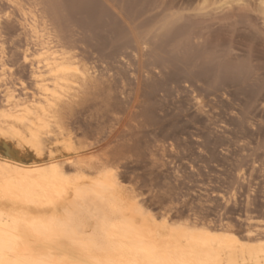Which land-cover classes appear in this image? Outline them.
Returning <instances> with one entry per match:
<instances>
[{
	"label": "bare ground",
	"instance_id": "obj_1",
	"mask_svg": "<svg viewBox=\"0 0 264 264\" xmlns=\"http://www.w3.org/2000/svg\"><path fill=\"white\" fill-rule=\"evenodd\" d=\"M78 1L87 8L90 20L97 19V27L103 28L99 32L103 31L108 23L104 15L94 13L88 0ZM199 1L201 12L209 8H228L233 3L245 4V0ZM7 3L21 17L19 26L25 32L23 39H26L23 61L29 69L31 83L26 85L21 82L19 89L16 83L13 84V75L2 73L0 76V264H264V228H259L257 221V226L245 225L247 228L242 232L225 223L216 226L196 217L193 220L191 213L192 220L185 217L183 222L175 221L177 218H172L171 211L165 209V212L157 214L146 206L142 190V194L138 192L141 182L135 188L131 185L133 182L126 183L120 176L122 173H119V169L127 155L123 154V150L130 142V138L126 139L130 137L126 134L130 130V121L135 116L137 121L140 119L137 117L138 111L151 101L155 92L160 91L158 76L164 77L161 70L150 82V73L146 72L145 87L142 88L140 74L136 76L135 88L127 89L133 76L128 56L132 54L136 58L133 59H138L141 64L153 39L151 32H137L127 21L124 23L131 30L132 43L122 42L125 45L111 53L103 49L81 50V46H70L73 44L68 45L64 41L63 29L54 7L51 6L52 10L48 11L36 2L27 5L23 0H7ZM255 7L264 22V0H257ZM119 14L121 17V12ZM11 17L8 12L5 18L10 22ZM166 18L168 20L160 28L164 32L170 31L171 25L178 22L174 13ZM122 19L126 20L124 17ZM159 24L157 22V26ZM1 26L0 17V29ZM5 51L4 43L0 40L2 67L8 56ZM227 70L230 72L226 71L228 76L232 75L233 71ZM125 72L130 76H126ZM194 81L185 82L190 84V90L193 89L191 98L200 111L206 104L198 87L200 81ZM224 91L228 92L227 86ZM210 101L212 103L213 100ZM148 136L153 135L149 133ZM149 156L153 157L152 152ZM137 177L133 180L137 181L140 176ZM147 203L150 205L149 200Z\"/></svg>",
	"mask_w": 264,
	"mask_h": 264
},
{
	"label": "rangeland",
	"instance_id": "obj_2",
	"mask_svg": "<svg viewBox=\"0 0 264 264\" xmlns=\"http://www.w3.org/2000/svg\"><path fill=\"white\" fill-rule=\"evenodd\" d=\"M88 1L92 5L91 8L94 13L101 12L107 20L108 23L103 31L99 32V29L103 28L97 27L98 21L96 18L90 20L87 8L78 0L75 2L74 0H23L24 4L27 3V5H33L35 2L42 4V7L48 11L54 7L63 29L64 41H67L68 45L73 44L70 46H81V50L95 49L101 51L103 49L106 53H111L124 46L125 43L122 44V42L132 43L131 30L125 24L127 21L131 23L133 29L138 30L137 32H151L154 42L153 39L150 40L148 50L150 56L147 54L143 57L141 64H139L138 59L135 61L136 58L127 51L130 54L128 59L133 73L127 89L135 88L136 76L140 74L142 75L139 76L142 88L145 87L146 72L150 73V82H152V77L161 70H163L164 77L158 76L160 91L153 94V98L148 103L149 105H146L147 107L144 106L138 111L137 117L140 119L137 121L138 118L135 116L132 122L130 121V130L126 133L130 136L126 138H130V142L127 141L126 146H129H125V151L123 150V154L127 153V155L125 154L126 158L119 169V173H122V175L120 174L121 178L126 183L131 184L133 182L131 185L135 188L142 184L138 188V192L143 193L142 197L146 198L144 199L146 206L157 214L165 212V209L171 211L172 218L174 220L177 218L175 221L183 222L185 217L189 220H192V218L195 220L194 217H196L198 220L210 221L216 226L225 223L239 232L244 231L248 224L253 226L259 224V228H264V22L255 7L257 0H245V4L242 5L233 3V7H231L232 5L228 8L226 6L219 10L209 8V10L206 9L207 11L202 10L203 13L199 7V0ZM251 2L254 5H251ZM9 4L7 0H0V17L2 21L0 40L4 43L5 52L8 55L5 58V66L0 65V76L2 73L8 76L13 75V84L16 83L15 85L20 89L22 83L26 85L31 83L29 69L23 61L26 39H23L25 38V32L19 26L20 14ZM253 7L255 8L253 9ZM13 9L15 10L13 11ZM8 12L12 16L10 22L5 18ZM119 12H121V17H119ZM173 13L178 17V22L176 21L172 24L173 26L171 25L172 29L170 27V31H161V25L165 23V20H168L166 17L169 18V15ZM123 17L126 20H123ZM80 22L82 25L83 23L87 25L82 26ZM157 22L160 23V26H157ZM84 26L87 27L86 30L83 29ZM157 28L159 29L157 30ZM155 31H158V34ZM20 34H23L24 37ZM107 40L110 41L108 44H106ZM103 41H105V46ZM106 45L109 49L106 48ZM213 56H216V61ZM166 57L168 60H166ZM134 61L137 63L135 64ZM165 61L168 62L165 63ZM219 61L221 62L219 63ZM151 62L153 63L150 64ZM166 66H168L167 70L165 69ZM156 67L160 70L157 69L156 71ZM227 69L233 71L232 75L228 76L230 72ZM127 72H125L126 76H130V73ZM167 78L168 81H166ZM186 80L200 81L198 87L203 93L206 104L204 111H199L196 108L195 102L191 98L193 89L190 90V84H187ZM226 86L228 92L224 91ZM209 99L213 100L212 103ZM137 126H139L140 131ZM135 127L136 129H133ZM149 133L153 136H148ZM155 135L157 140H155ZM144 141L145 144L147 141L149 142L145 145ZM136 143L138 145L135 146ZM150 144L155 145L151 147ZM141 146L142 148H140ZM157 147L160 148L157 149ZM146 152H149L148 155ZM151 152L153 157H151L152 155L149 156ZM132 156L135 157L132 158ZM130 162L135 165L131 166ZM141 163H143V167ZM121 167L123 168L121 169ZM128 169L133 170L132 173ZM127 175H130V177ZM132 175L133 178L131 179ZM137 176L144 178L139 179ZM136 177L138 178L137 181L133 180ZM145 179H147L146 182H144ZM140 182L141 184H139ZM151 186L153 189L149 190ZM155 196L159 198L157 199ZM148 200L150 205L147 203ZM190 213L193 216L192 218Z\"/></svg>",
	"mask_w": 264,
	"mask_h": 264
}]
</instances>
